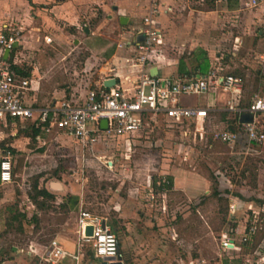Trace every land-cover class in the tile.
Masks as SVG:
<instances>
[{
	"label": "rangeland",
	"instance_id": "obj_1",
	"mask_svg": "<svg viewBox=\"0 0 264 264\" xmlns=\"http://www.w3.org/2000/svg\"><path fill=\"white\" fill-rule=\"evenodd\" d=\"M190 6L204 10L208 8L205 4L199 6L197 3H191ZM259 8L231 11L226 10L224 4H218V11L214 14L216 20L204 18L209 34L201 32L203 36L199 38L211 44L212 56L218 52L219 58H213V63L217 62L222 67L221 74H232L241 79V93L247 102L255 95H264V90L258 87L256 80L258 75L264 76V7L260 12ZM195 14L193 11L189 19L175 16L173 21L190 37L200 35ZM86 22L92 28L97 24L90 19ZM102 25L101 30L108 38L118 34V23L115 28L108 22ZM199 25L202 27V24ZM50 36L51 42L46 43L43 39L39 46L46 51L50 48L73 49L69 54V58L73 59L68 66L81 70L83 64L80 61L87 52L80 48L74 50L72 36L66 42H61L57 36ZM78 36L83 38L81 34ZM197 42L201 43V40ZM108 43L106 49L116 45L112 40ZM94 45L98 43L95 42ZM168 45L170 44L164 46ZM82 46L83 42L79 47ZM185 46L186 54L189 43ZM29 51L30 53L19 56V59L22 63H37L39 52L33 48ZM48 54L54 59L49 63L48 69L42 65L43 69H40L38 65L42 74H49L63 62L53 53ZM216 91L222 92L220 88H215ZM222 96L227 97L228 94ZM183 99L187 103H195L200 97L189 96ZM220 118L222 116L219 115L211 119L219 127H225V124L218 122ZM263 119L264 116H261L257 121L263 123ZM22 125L18 122L12 130L0 129V140L11 131L19 133ZM22 136L19 134V139L25 143L22 147L25 146L26 150L15 149L12 155L13 185L22 186L23 191H28L36 175H41L40 183L50 180L59 182L67 191L77 187L76 190L79 189L82 194L83 208L92 214L111 218L116 215L115 203L120 199L119 193L127 188L138 209L144 213L150 212L139 220V227H143L148 218L155 216L160 217L169 228L161 232V250L170 253L162 264H243L245 261L248 264L252 255L264 257V214H252L247 209L249 203L245 202L255 197L264 201L262 147L245 157L241 153L243 138L238 146L231 149L223 143L209 140L207 135L202 137L190 132L183 134L163 125L140 135L113 138L98 143L94 148L84 149L74 140L56 138L55 135L44 136L46 144L42 147ZM2 156L0 148V158ZM54 169L58 170L60 181L53 176ZM164 174L173 179L172 186L164 189L166 195L162 198L155 192H160L159 185L163 182L158 177ZM230 196L236 197L235 201L238 202V210L234 214L229 212L228 204L232 200ZM18 208L25 209V204L20 202ZM76 216L77 210L69 212L60 209L57 203L51 204L43 211L37 224L10 230L4 235V239L9 245L15 244L19 248L25 247L30 239L47 244L51 238L58 236L57 233L63 232L62 226L69 225L73 228ZM250 217L251 223L256 226L251 241L242 246L240 251L233 248L222 250L220 243L223 238H233L235 246L241 244V227L246 225ZM89 243H84V251L91 249ZM144 248L146 247L136 245L130 250H133V254H140V249ZM178 255L183 259L181 263L176 261ZM93 264H101V261L97 260ZM129 264L141 262L131 261Z\"/></svg>",
	"mask_w": 264,
	"mask_h": 264
},
{
	"label": "crops",
	"instance_id": "obj_2",
	"mask_svg": "<svg viewBox=\"0 0 264 264\" xmlns=\"http://www.w3.org/2000/svg\"><path fill=\"white\" fill-rule=\"evenodd\" d=\"M250 1L251 0H235L234 2V0H215L213 4H210L207 0H156L158 13L153 16V19L156 27L159 29L160 39L158 43L154 45L149 56L148 66L150 74L157 77L191 74V71L195 69L196 66V62L193 61V55L198 53L199 50L206 53L208 62L206 70L201 74H205L209 67L217 66V62L213 63V58L214 60L219 58L218 52L214 53L212 56L213 50L211 44L203 39H199L203 36V32L207 33L209 31V29H206L207 25L204 22L207 21L204 18H213L216 20L214 14L218 11V4H224L226 10L231 11H245L260 7V12L262 6L264 7V0H261L255 6H252ZM151 2L152 0H0V32H9L11 30L19 31L18 39L13 49L9 51L6 61L11 60L13 64L29 71L28 76H22L30 80V85L25 92L26 103L35 107H45L53 105L62 99L82 100L89 90L103 85L104 81L110 78L116 79L114 86L118 85L123 88L130 87L131 83L129 79L135 77L136 70V67L132 65L135 55L134 46L135 42L138 40L139 30L142 25V17L147 14ZM191 3H197L199 6L205 4L208 8L205 10L201 7L193 8L190 6ZM193 11L196 13L194 16L200 32L198 37L185 35V32L183 33L181 28L177 27L173 22L175 16H182L183 19H189ZM120 17H126L127 22L121 24ZM89 19L97 22L95 27H90L86 22V20ZM105 22L111 23L114 25V28L115 24L118 23L119 28H117L118 34L116 36L108 38V35L106 36L104 31L101 30L103 28L102 24ZM199 24H202V27ZM211 28L212 27H210V30ZM85 29H87L88 32H86ZM80 34L83 37L82 39L78 36ZM50 35L57 36L62 40L61 42H66L67 39L72 36L73 43L75 44L74 50L80 48L87 52L80 61V64H83L81 70L76 67L71 68L68 66V63L73 59V57L71 59L69 58V54L73 49L62 48L61 50L58 48H50L46 51L39 46L46 37L49 38V42H51ZM110 40L114 41L116 45L115 47L106 49ZM198 40H201V43L197 42ZM45 42L49 43L46 40ZM82 42L83 46L79 47ZM95 42H97L98 45H94ZM167 43L170 45L164 46ZM187 43H189V49L185 54V44ZM196 46L200 47H197V49ZM181 47L183 49H181ZM32 48L39 52L37 53L39 55L38 62L35 64L31 62L22 63L19 56L30 53L29 50ZM48 52L53 53L60 62H63H61L57 69L51 71L49 74H42V71H39L38 65H40V69H43L41 65L48 69L50 67L49 63L54 59ZM79 72L83 73L80 74ZM256 80L258 81V87L260 86L264 90V76L258 75ZM215 88L220 87H213L210 89V92L207 91L199 95L200 99L195 103H187L184 99H182V102L189 106L207 108L208 120L212 124L215 123L211 118L220 115L222 118H220L218 122L227 126L228 123L226 121L234 117L233 113H229L225 109L226 103L232 95L230 92L221 88V91L224 93L215 92ZM222 94H228V96L225 97L222 96ZM250 101L251 100L247 102L244 95L241 93L240 106L248 104ZM261 116H264V113L258 114L255 120L262 130H264V119L262 120L263 123L257 121V118ZM17 123L18 122L9 120L6 125L3 123L0 124V129L12 130ZM29 128L32 127H21L18 131L19 133L11 131L7 137L0 141L7 140L4 145L15 152V149L19 151L26 150L25 146L22 147V144L25 143L19 139V134H21V136L23 135L22 137L24 139L39 144V147L46 144L44 136L48 137L55 135L56 138H69L74 140L82 149L85 148V146H82L71 135L56 129H52L50 132L45 133L38 128V133L34 141H31L30 138L24 134ZM29 141L28 145L30 144ZM97 144L86 147L94 148ZM3 149L4 148H1L2 152H4ZM262 150L264 151V144L262 145ZM54 170L53 176L60 181L58 170L56 169V174H54ZM40 178L41 175H36L33 182L37 179L38 187L45 188L55 197L54 200L48 201L46 205L50 207L51 204L57 203L60 209L69 212L77 210L74 227H69V225L65 227L62 226L61 231L63 232L57 233L58 236L50 240H55L57 245L67 252L68 255L60 258L48 257L50 241L47 244H42L38 240L30 239L26 242L25 247L19 248L15 244L9 245V242L4 239V235L10 230L13 231L17 228L21 229L25 225L37 224L43 211L49 208H40L32 202L29 194L33 183L28 187V191H23L22 186L13 185L12 180L9 183H0V263L93 264V262L100 260L101 264H103V260L94 255L92 246L90 250L93 252V255L88 253L89 250L84 251L83 249L84 243L87 242L81 240L77 224L79 211L83 208L80 190H76L77 187H73L71 190L67 191L64 185L51 180L40 183ZM172 179L173 178L167 174L159 176L158 180L163 183L159 185L160 192L155 193L164 198L166 195V190L164 192V189L166 187L169 189L172 186ZM54 183H59L60 188H54ZM56 194H59V196ZM68 196L77 199L74 206H70L67 199ZM262 196L264 197V195ZM230 197L232 200L228 204L229 212L230 214H234L238 210V202L235 201L236 197ZM119 198L117 203H115L116 215L114 218H103L105 219L106 225L111 230L114 229V233L117 236L118 254L121 255L122 264H129L131 261H138L141 262V264L142 262H145V264L164 263V261L169 258L170 255L168 254L170 253L161 250V243H163V235L161 232H163L164 229L167 231L169 228L164 225L160 217L156 218L155 216L148 218V220L144 222V226L139 227L137 225L139 220L149 215L150 212L147 211L144 213L142 210L140 211V209H138L135 200L130 194V190L127 188L119 193ZM20 202L25 204V209L18 208ZM245 202L249 203L247 209L251 210L252 214H264V201L261 198H250L249 200H245ZM231 205H233V207H231ZM152 213L154 215V211ZM249 224H251V217L246 225L241 227L243 228V233ZM250 241L251 236L246 243L238 245L240 247L238 250H233L240 251L242 246L248 244ZM143 243H145V245H143ZM136 245H141L146 248H144V250L140 249V254L137 252L133 254V250H130V248L134 249ZM232 248L231 246V249ZM178 256V260L176 261L181 263L183 259L180 255ZM261 258H263V256L252 255L248 264H263L261 260H259ZM243 264H247L246 261Z\"/></svg>",
	"mask_w": 264,
	"mask_h": 264
},
{
	"label": "built area",
	"instance_id": "obj_3",
	"mask_svg": "<svg viewBox=\"0 0 264 264\" xmlns=\"http://www.w3.org/2000/svg\"><path fill=\"white\" fill-rule=\"evenodd\" d=\"M261 0H251L255 6ZM158 13L156 0H152L148 12L142 17L138 40L135 42L132 65L136 67L135 77L129 79L131 86L123 88L103 85L89 90L82 100L62 99L53 105L35 107L25 101V92L30 80L16 73L8 61L3 59L5 50L11 51L19 31L0 32V124L9 120L22 123V128L35 127L48 133L52 129L71 135L82 146H92L99 142L140 135L161 125L186 134L187 132L207 135L211 141L235 148L242 141L241 153L246 157L264 144V130L257 124L255 117L264 113V97L254 96L241 107L242 82L232 74H221L220 65L209 67L205 74H185L157 77L149 72V56L160 39L159 29L153 16ZM140 38V39H139ZM47 42L49 38H45ZM220 87L231 93L225 109L229 113L250 114V122L236 123V130L227 126L219 127L208 120V109L189 106L182 102L184 97L199 96L210 88ZM102 120L106 127L101 128ZM210 122V123H209ZM212 124V125H210ZM38 138V137H37ZM45 143V142H42ZM14 165L12 153L5 150L0 158V183L13 180ZM233 207V205H231ZM78 232L82 241L90 242L94 255L99 259L116 258L118 239L106 225L105 219L82 208L77 219ZM92 225V236L85 237L84 229ZM255 224H250L241 237L246 243L255 233ZM238 250L233 238H223L222 250ZM68 255L55 240L50 241L48 257L60 258ZM70 255V254H69ZM77 258L76 256H74ZM264 264V257L259 259Z\"/></svg>",
	"mask_w": 264,
	"mask_h": 264
},
{
	"label": "trees",
	"instance_id": "obj_4",
	"mask_svg": "<svg viewBox=\"0 0 264 264\" xmlns=\"http://www.w3.org/2000/svg\"><path fill=\"white\" fill-rule=\"evenodd\" d=\"M207 1L210 4H213V2L215 0H207ZM234 2H235V0H234ZM8 61H9L8 63L16 71L17 74H19L21 76H28L29 75V71H27V70H25V69L15 65V64H13L11 62V60H8ZM193 61L196 62V66H195V69H193L191 71V74H195V73H200L201 74L202 72H204L206 70V68L208 66V62H207V58H206V53L204 51L199 50L198 53L194 54L193 55ZM246 105L247 104L241 105V106H246ZM224 113H226V112H224ZM238 121H240V118H239L238 114H234V117H232L231 119H228L226 121L228 123L227 127L230 130L235 131L236 130V123ZM37 133H38V128L32 127V128L27 129L24 134L26 136H28L31 141H34V138H35ZM5 142H7V140L6 141H0L1 148H4L3 149L4 151L8 149V150H10L11 153H13L14 151L11 148L6 147L4 145ZM54 174H56V169L54 170ZM57 178H59V177H57ZM214 194L216 195L217 193H214ZM29 196H30L32 202L35 203L40 208L49 207V205H46L47 202L50 201V200H54L55 199L54 195L51 192H49L45 188L38 187L37 179L32 184V189H31V192H30ZM67 199L69 201L70 206H74L76 204V202H77V199L75 197H69L68 196ZM249 225L247 226V228L249 227ZM112 231L114 232V229H112ZM251 237H252V235H251ZM88 253L93 255V252L91 250H89Z\"/></svg>",
	"mask_w": 264,
	"mask_h": 264
},
{
	"label": "water",
	"instance_id": "obj_5",
	"mask_svg": "<svg viewBox=\"0 0 264 264\" xmlns=\"http://www.w3.org/2000/svg\"><path fill=\"white\" fill-rule=\"evenodd\" d=\"M126 22H127L126 17H120V23L121 24H125ZM85 31L88 32L87 29H85ZM8 53H9L8 50L4 51V53H3V59L4 60H6ZM152 71H154V70H152ZM115 83H116V79L110 78V79L105 80L103 85L106 88H110V87L114 86ZM251 120H252V116L250 114H243L240 117L241 122H250ZM100 126H101V128H105L106 127V121L102 120L100 123ZM53 187L56 189H59L60 185H59V183H54ZM92 230H93L92 225H87L84 229V236L85 237H91L92 236ZM103 264H122L121 255L118 254L116 258L104 259Z\"/></svg>",
	"mask_w": 264,
	"mask_h": 264
}]
</instances>
